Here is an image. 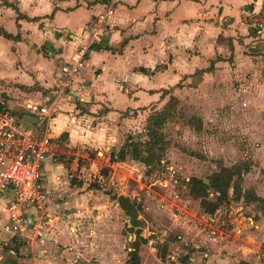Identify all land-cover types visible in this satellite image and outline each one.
Here are the masks:
<instances>
[{
  "label": "crops",
  "instance_id": "0c3cea01",
  "mask_svg": "<svg viewBox=\"0 0 264 264\" xmlns=\"http://www.w3.org/2000/svg\"><path fill=\"white\" fill-rule=\"evenodd\" d=\"M111 2L0 0V112L37 119L34 112L47 108L43 122H24V129H45L54 142L41 170L47 225L19 233L0 227V264H126L119 238L136 218L131 222L115 198H130L125 189L114 196L92 182L112 185L125 177L142 187L140 168L147 167L129 156L111 161L112 153L126 142L144 145L148 119L172 100L188 110L264 109V29L247 23L264 10V0ZM81 46L89 48L85 72L69 80L60 65ZM240 188L228 192L225 241L197 229L207 214L189 190L174 202L181 212L171 214L172 222L184 234L178 238L200 236L205 247L189 263L258 264L264 183L248 175ZM11 197L6 191L0 207ZM207 216L218 220L216 213Z\"/></svg>",
  "mask_w": 264,
  "mask_h": 264
},
{
  "label": "rangeland",
  "instance_id": "374dc122",
  "mask_svg": "<svg viewBox=\"0 0 264 264\" xmlns=\"http://www.w3.org/2000/svg\"><path fill=\"white\" fill-rule=\"evenodd\" d=\"M216 105L205 110H188L176 101L172 104L168 121L158 131L164 143V147L156 146L154 151L159 159L150 168L139 167L143 173L142 187L134 179L125 177L120 182L115 179L112 185L106 180L102 185L96 180L92 182L94 188L105 189L114 196L125 189L126 196L139 205L135 227L127 232L125 225L130 224V220H125L123 237L119 238L126 248H120L126 261L136 239L140 243L141 264H191L189 257L205 252V247L197 242L200 236L194 242L190 236L185 241L178 238L184 234L180 225L172 222L171 214H176V205L170 197L169 186L165 185L169 181L166 165L178 170L181 200L189 190L186 179L196 177L209 181L224 168L234 173L228 192L232 187L241 191V183L248 175L264 183V109L218 108ZM201 221L197 229L208 232L207 221ZM228 221L224 219L226 224L221 229L231 234ZM93 261L89 263L95 264Z\"/></svg>",
  "mask_w": 264,
  "mask_h": 264
},
{
  "label": "built area",
  "instance_id": "2783aa9c",
  "mask_svg": "<svg viewBox=\"0 0 264 264\" xmlns=\"http://www.w3.org/2000/svg\"><path fill=\"white\" fill-rule=\"evenodd\" d=\"M115 2L116 0H112L111 3ZM107 15H113L112 7L107 10ZM247 23L256 29H264V10L250 16ZM45 54L50 56L51 52L46 50ZM88 56L89 48L79 47L68 61L60 65L61 72L69 80L82 75L86 69ZM47 114L48 109L45 107L34 112L39 122H43ZM53 145L54 142L47 130L26 131L21 118L7 111L0 112V199L6 191H12V197L0 207V227L3 229L19 233L47 225L46 202L49 191L41 183V170L53 151ZM166 171L169 181L165 182V185L170 186V197L174 202H180V181L169 167H166ZM96 182L101 185L104 183L102 178ZM27 211L34 212L35 219L31 218ZM175 212H181L179 206H175ZM227 212V205H222L215 212L217 221L209 218L208 214L202 217L207 221L205 226L208 228L210 239L219 237L222 241L227 240L225 235L227 233L221 229L226 224L224 219L227 218ZM202 223L197 224L201 226ZM256 256L258 264H264V242L259 246Z\"/></svg>",
  "mask_w": 264,
  "mask_h": 264
},
{
  "label": "trees",
  "instance_id": "16d2710c",
  "mask_svg": "<svg viewBox=\"0 0 264 264\" xmlns=\"http://www.w3.org/2000/svg\"><path fill=\"white\" fill-rule=\"evenodd\" d=\"M174 102L175 100H172L167 109L150 116L145 128V133L149 140L144 145H140L139 147L132 142H126L117 154L112 153L111 161L123 162L126 160L127 156H129L132 160L144 163L146 167L150 166L151 163L156 160L154 153L156 146L161 147L164 144L162 135L161 133L159 134L158 131L168 121V116ZM141 146L144 147L145 150L141 149ZM143 152L147 155L143 156ZM115 157L116 159H114ZM233 176L234 173L231 172V169L224 168L213 178L209 179L208 185H204L202 179L191 178L188 181L189 194L193 198L200 200L201 208L206 214L213 215L222 205L229 204L228 190ZM210 193H214V195L217 194L213 201L207 200ZM115 199L118 201L120 208L130 217L132 222L136 218V211L139 209L137 204L123 196H119ZM128 257L126 264H141L138 255L137 241L134 242V248L128 253Z\"/></svg>",
  "mask_w": 264,
  "mask_h": 264
},
{
  "label": "water",
  "instance_id": "95a60500",
  "mask_svg": "<svg viewBox=\"0 0 264 264\" xmlns=\"http://www.w3.org/2000/svg\"><path fill=\"white\" fill-rule=\"evenodd\" d=\"M22 120L26 123H29L31 125H37V119H35L34 117H30V116H24L22 118ZM144 155H146V153L144 152ZM140 165L144 166L143 163H140ZM202 182L204 185H208L209 184V181L205 178L202 179Z\"/></svg>",
  "mask_w": 264,
  "mask_h": 264
}]
</instances>
